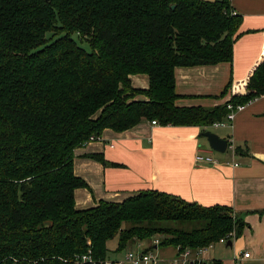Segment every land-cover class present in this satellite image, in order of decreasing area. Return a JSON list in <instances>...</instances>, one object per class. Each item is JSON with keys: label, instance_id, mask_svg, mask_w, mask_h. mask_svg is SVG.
Instances as JSON below:
<instances>
[{"label": "trees", "instance_id": "1", "mask_svg": "<svg viewBox=\"0 0 264 264\" xmlns=\"http://www.w3.org/2000/svg\"><path fill=\"white\" fill-rule=\"evenodd\" d=\"M240 23L229 0H0V264H79L88 251L100 264L115 239L122 254L241 236L231 208L155 190L77 210L74 191L88 186L73 171L74 151L105 129L207 127L228 103L263 97L264 53L244 94L213 109L175 104L174 69L231 63ZM137 74L147 90L131 86Z\"/></svg>", "mask_w": 264, "mask_h": 264}, {"label": "crops", "instance_id": "2", "mask_svg": "<svg viewBox=\"0 0 264 264\" xmlns=\"http://www.w3.org/2000/svg\"><path fill=\"white\" fill-rule=\"evenodd\" d=\"M229 1L241 17L232 61L175 68L178 107L213 109L232 95L244 94V84L263 56L264 0ZM130 83L139 90L149 87L145 74L131 75ZM209 128H215V134L231 144L234 153L211 150L201 135ZM197 154L210 156L216 164L195 162ZM91 155H101L105 165ZM73 171L88 186L74 191L77 210L95 207L100 201L121 202L143 190L204 207L227 206L243 219V232L231 245L208 250L204 259L220 264H264V96L236 112L230 126H153L142 121L120 133L105 129L97 141L74 151ZM136 244L129 246L135 249ZM115 248L108 247L112 253ZM246 253L248 257L243 256ZM122 254L115 253L111 259Z\"/></svg>", "mask_w": 264, "mask_h": 264}, {"label": "built area", "instance_id": "3", "mask_svg": "<svg viewBox=\"0 0 264 264\" xmlns=\"http://www.w3.org/2000/svg\"><path fill=\"white\" fill-rule=\"evenodd\" d=\"M243 107L244 105H237L236 107H234L231 103H228L226 105V108L228 109L229 112L224 118V120L213 123L210 127L230 126V124L232 123L235 117L236 112L242 110ZM151 125L157 126L158 124L156 121H151ZM97 140H98L97 138L95 139L94 137H91L87 143ZM226 150L230 151L231 153H234L235 151L234 147L228 143ZM194 161L197 163H208L213 165L216 164V161H214L210 156L201 155V154L195 155ZM229 236L232 237L233 235L230 234ZM158 243H159L158 239H152L151 242L146 246H144L142 242H138L135 246L136 250L126 251L122 259L107 258L98 263L100 264H202V263L212 264L213 261L204 259V255L208 250L212 249L216 244H226L227 240L226 238H220L216 243H212L206 248L197 249V250H191L188 248L181 250L179 247H176L174 248L175 254L172 257H168V258H162L158 255V250H157ZM152 246H154L153 249L151 248ZM243 256L248 257L249 254L246 253ZM76 263L96 264L97 262L92 258L90 251H88L86 254L77 256Z\"/></svg>", "mask_w": 264, "mask_h": 264}, {"label": "rangeland", "instance_id": "4", "mask_svg": "<svg viewBox=\"0 0 264 264\" xmlns=\"http://www.w3.org/2000/svg\"><path fill=\"white\" fill-rule=\"evenodd\" d=\"M82 46H83V48L84 49H86V50H89V47L87 46V44H82ZM240 93V92H239ZM207 132H211V133H214L215 134V132H216V129L215 128H209L208 130H207ZM129 226V224L128 223H124L123 224V228H126V227H128ZM143 244H144V246H146V245H148L149 243H150V241H145V242H142ZM115 245H116V239L115 240H112V241H110L109 243H108V247L109 248H115ZM217 245H221V244H216L215 246H217ZM130 249H128L129 251H135L136 249H134V248H132L131 246H128ZM127 250V251H128ZM157 250H158V255L160 256V257H162V258H168V257H170V256H172V253H173V251H174V248L173 247H166V248H163V247H159V248H157ZM126 252V251H125ZM124 252V253H125ZM118 254H120V253H118ZM123 255L124 254H122V255H120V259H122L123 258ZM114 256H116L115 255V253H110V257H114Z\"/></svg>", "mask_w": 264, "mask_h": 264}, {"label": "water", "instance_id": "5", "mask_svg": "<svg viewBox=\"0 0 264 264\" xmlns=\"http://www.w3.org/2000/svg\"><path fill=\"white\" fill-rule=\"evenodd\" d=\"M45 1H49V0H45ZM201 135L206 138L211 150L218 153H224L226 151L227 148L226 140L220 139L216 134L211 132H204ZM227 245H231V241H228Z\"/></svg>", "mask_w": 264, "mask_h": 264}]
</instances>
